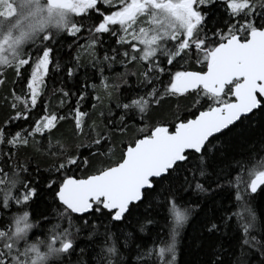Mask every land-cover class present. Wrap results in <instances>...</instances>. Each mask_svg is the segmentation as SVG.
I'll list each match as a JSON object with an SVG mask.
<instances>
[{
    "label": "snow or ice",
    "instance_id": "1",
    "mask_svg": "<svg viewBox=\"0 0 264 264\" xmlns=\"http://www.w3.org/2000/svg\"><path fill=\"white\" fill-rule=\"evenodd\" d=\"M0 264H264V0H0Z\"/></svg>",
    "mask_w": 264,
    "mask_h": 264
},
{
    "label": "trees",
    "instance_id": "2",
    "mask_svg": "<svg viewBox=\"0 0 264 264\" xmlns=\"http://www.w3.org/2000/svg\"><path fill=\"white\" fill-rule=\"evenodd\" d=\"M83 43V41H81ZM124 69L117 66V71H123ZM105 75H108V76H114L115 73L114 72H106ZM54 82H57V77L55 75L52 76L51 79H49V86L51 87V85L54 83ZM97 82H98V78H97ZM234 203V202H233ZM233 211H240V212H243V209L242 208H239V207H233L232 209ZM257 211H259V208L257 209ZM161 223H163V221H161ZM195 224V222L193 221V225ZM36 231H39V230H36ZM186 234L187 235H190L192 233V226H189L186 230H185ZM186 243V241H183L182 242V247H183V244Z\"/></svg>",
    "mask_w": 264,
    "mask_h": 264
}]
</instances>
